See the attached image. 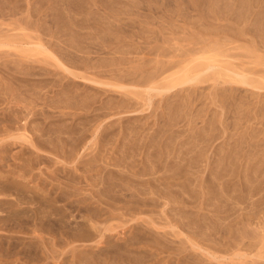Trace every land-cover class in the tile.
Here are the masks:
<instances>
[{
	"label": "rangeland",
	"instance_id": "1",
	"mask_svg": "<svg viewBox=\"0 0 264 264\" xmlns=\"http://www.w3.org/2000/svg\"><path fill=\"white\" fill-rule=\"evenodd\" d=\"M75 1H79L80 4L81 2H83V6H80V4ZM226 1L227 3L228 1H230L229 3H232V5L230 4L229 6V3L225 4ZM243 1L240 0V2H242V5H238L239 0H132L131 2L129 0H0V43L7 45L5 46L6 48H1L3 50L0 49V53L3 51L0 54V128H5H3L4 131L0 129V150L4 147L7 151L6 154L0 153V174L7 175L11 181L16 183L18 182L32 190V192L26 191L25 194H20L16 192L15 187L12 188V186L10 185L11 183L4 184L5 180H0V264H85L83 262V258L85 256L83 254L79 256V253L85 250H91L94 244L92 245V243L85 242L84 244L77 243L67 247L65 243V237L62 235L64 231L63 226L65 221L67 220L72 222L73 231L78 232V230L80 229L78 224L83 222V219L88 216L86 212H83V208L81 207L82 205L74 203L70 208L69 206H64L65 202L61 201L57 203L52 202L51 205L47 206L46 208L44 207L46 201L49 202V198H44L46 197L45 194L49 193L48 191H50L51 188L65 187V185H62L64 183L70 185L66 180V170L70 171L71 174L73 173L72 175L76 178L74 184L75 187H73L75 189L77 188L75 196L77 195V198L79 199L85 196L87 202H90L91 204L90 207H92L93 209H97L98 207H100V209L103 210L102 213H104L102 215V218L106 216L105 220L107 219V224L108 222L111 223L112 226H118L120 224V226H118L114 232H110V235L114 237L112 239L113 241L117 240L120 236L123 237V235L118 234L123 233L125 231V228L127 230L132 225L138 223L145 226H147L146 222L151 223V225L147 227L152 230L153 235L156 237L164 233H169L170 235L167 237L169 241H172V243L169 242L170 244H168V249H164L166 250V253L159 256L161 264L166 263V261L172 264H264V125H262V123L264 122V107L262 106L264 104V14H262L264 13V0ZM70 2L72 3V9H74V13H68L64 10L65 6L67 4L69 6ZM166 2H169V4ZM253 3H255L256 5ZM84 4H88V6L90 5L89 7L91 8L87 10L88 7L85 8ZM219 4L222 5L220 6ZM94 5L97 6V8ZM227 5L229 6V9L227 8L228 10H226ZM246 6H248L249 8ZM126 8H128V11ZM215 8L217 9L215 10ZM238 9L240 10L239 13ZM247 10L249 11L247 12ZM135 12H137L138 14ZM241 12L243 15L241 14ZM66 13L69 15L74 14L78 18L73 17L74 19L72 21L71 18H68L69 15H67ZM87 13L88 15H85ZM237 13L238 15L236 17ZM137 15L139 17H137ZM216 15L219 17H217ZM223 15L225 16L223 17ZM85 16L89 18L87 19ZM95 16H97V18L99 17V19L97 20ZM152 16L153 18H151ZM231 16H233V18ZM90 17L95 19L91 20ZM100 18L106 19H104L103 22L100 21ZM117 18H120V20ZM218 18L220 20H218ZM237 18L239 20H237ZM244 19L246 20L245 22ZM254 19L259 20L253 21ZM70 22L74 23V25L71 24L72 28L70 27V24H68ZM109 22H111V26L109 29H107L106 26ZM126 22H128V24L130 23L132 26L128 25ZM60 23H63L62 25L64 26L62 27ZM123 23L124 25H122ZM252 23L253 25H251ZM120 24L121 26L125 27L124 28L120 26L121 29L124 28V30H122L123 32L120 28H117ZM74 26H76L77 28ZM47 27L50 32L46 30ZM87 27L89 28L84 31V29H86ZM248 27L253 28L251 29ZM69 28L73 29L76 32V37L74 38H76V43L78 44L76 45L78 50L79 47L80 49H83L79 52L77 50L74 55L71 52L75 51L74 47L76 49V45L72 46L73 48H66L65 46V44L68 43L66 42V40H68L67 35L69 34L67 32H70ZM141 28L144 29V32L143 30H139ZM53 29L57 32L55 33L56 35H60L63 32V36H57V39H55L53 37V33L55 32L52 31ZM106 29L107 31L109 30V32H107ZM223 29L230 32L228 33L226 31H222ZM247 29L248 31H251L252 34L251 32L248 33ZM253 29L255 30V32ZM80 30L84 32H81ZM215 30H220V32L222 33H220L219 31L215 33ZM46 31H48L50 34ZM141 32L144 34V36ZM253 32L256 34H254ZM146 33L148 36H145ZM154 33L157 36H155ZM101 34L107 35L108 38L105 37L107 38V41L101 42V37H104V35ZM129 34L131 35L129 36ZM139 34H141V36ZM153 35L157 38H154ZM234 35L241 36V39H239V37L237 36L235 37ZM110 37L112 38L110 39ZM242 37L245 40H242ZM105 38H103V40H106ZM137 38H139V40H137ZM256 39L260 42H258ZM48 40L50 41L49 43H47ZM53 40L55 41L53 42ZM97 41L98 43H94ZM41 42L42 44H47L46 47H48V50L50 51V47H53V43L56 45L60 44L58 46L59 49L64 47L68 49V52L71 53L73 57L78 58H84L85 56H87L86 53L83 54L84 52L92 51V53H90L88 56L89 59H91L90 57L96 58L97 55V60L93 58L94 60L92 59L91 61L92 64L98 63V59L102 57L103 58L99 60V62L103 61V59H105L104 56H106V61L108 59H111V57L113 56L115 58L117 57V59H119L118 57L120 56V59L123 58V60L125 58L133 59L135 52L129 54V56H125V53L120 52V54L116 53L117 56L116 54L108 55L107 52H109L110 47H108L107 49L105 48L106 46L111 44H113L112 46H114V44L123 43V45H125L126 43H130L136 46H142V49L144 48L141 52H139V56L137 55V52L135 53L137 58L135 57V63L132 65H135L138 61L140 63L141 60L143 62V59L146 58L147 60L154 54L155 55L151 59L149 58L147 60L151 61L147 64L145 63V70L157 66L158 60L159 62L162 60L161 64L163 63V61L164 63H171L173 61L172 65L175 66L171 67L172 65L170 66L169 64L168 66L171 67V69L168 70L166 68L164 71H162V74L157 77L156 81H162L163 79L171 76H173V78L186 76L187 78L200 73L202 75H207L205 76V78L207 79L206 83L199 85L198 88L200 89L197 88L195 89L196 91L193 88V90L190 89L187 90V92L185 89V92L182 91L183 94L181 91H178V93L176 92L177 94L174 93L171 95V98L169 97L170 100L168 99L167 103L160 96H154L150 102L148 109L146 106V109L143 112L135 113L132 115L130 114L129 116L127 114H121L119 115V117L115 116L113 118L108 116V119L107 117H104L105 119H102V122H104L103 125L107 124L108 122H115L114 127L110 130L113 131V134L109 136L108 140V146L110 147H112L113 144L114 147L115 144L116 146H118V143H122L127 137L126 134H122L119 132L121 124L131 125L134 122H137V124H134L136 126H139L137 127L140 129V134L138 135V137L141 139L145 135L147 137L149 135H153L154 131H157V129L160 128L163 122L166 121V123H170L167 129L164 128L167 131L164 130L166 132L163 134V136L160 135L159 137L161 141L170 140V142L168 141L170 143L171 152L170 160L176 163L180 162L179 158H184L186 159V161L193 158L195 159V161L191 162L192 166L190 168L186 167V165L190 164L186 162L181 163V169H163V167H160L159 169H153L152 171L154 172V176L156 175L155 179H157L156 183H158L157 185L154 184V186H157L156 188L158 189V191L161 190L160 192L169 191V193L172 194V196H175L178 201L180 199L181 204H174L173 206L168 205L163 207L165 201L158 198L160 200L159 202V200L154 196V198L157 199L156 205L154 207L152 205H148V207L140 205L141 208L144 209H139V215L134 214L137 215L135 219H138V221L133 222L131 221V217L126 213V211H128V213L130 212L129 210H131V207L129 209V204H126L124 202L125 200H123L124 198H122L124 196L121 195L123 194V192L120 193L119 191H117L115 196H118L119 198L115 202H113L112 200L107 201L106 198H104L107 204L109 203L110 205L94 202L96 198L91 200L92 196L91 191L89 190L92 189L93 186L94 188H96L97 184V187L101 186L98 182L100 181V179H102V177H100L102 175L100 174V172L103 169H98L99 171L101 170L100 172L96 169L100 174L99 176L95 169H93V171L92 169H75L74 171V169H71L69 165H66L65 163L62 164V159L52 158V160L48 159V161H37L35 160L36 155L33 154L34 150H31V147L27 143H25L23 140L12 139L9 137L24 134L25 137L29 138L32 135L31 133H33V129L31 131L29 128L35 127L36 123L38 127L34 128V130L43 129V127H46L45 124H51L53 122L54 124H59V121L61 122L62 120L68 119L69 117H65L66 113L74 111L77 112V110L69 111V109H66V111H64L65 109L63 108H65V106L63 108L60 107L62 99H60L61 97H59V95L62 91V87L66 88L64 87V84L66 85L69 82V84L71 85L68 87V89L70 91H76L77 93H80V91L82 90L87 92L90 91L86 89L87 87L85 86H87V84L85 83L74 80L68 81L72 78H69V76H67V79V74H64L60 69L55 68L53 66L54 63L50 60V58H47L45 53L40 52V49L34 47L35 44ZM193 44L197 45L194 46ZM259 44L263 47V49ZM87 45L89 47V50H87ZM92 45H95V47ZM98 46L101 47L99 48ZM157 46L158 48L162 46L160 51L169 47L168 52L166 53L167 56L162 55V57L161 53L159 52V55L158 51L155 50V53L153 51V53H149L151 56L147 53V47L157 48ZM54 49L55 48H53L51 52L54 53ZM15 50H17V52ZM95 50H97L98 52ZM169 50L173 53H169ZM145 52L148 55H146ZM104 53L107 54L108 57L107 55H104ZM98 54L100 55L98 56ZM7 55H10L9 58ZM181 55L186 57H181ZM58 56L59 54L57 55V57ZM3 57L4 60L6 59L5 61L2 59ZM14 57L15 59H13ZM19 58L24 59L27 62H18ZM12 59L14 60V62H11ZM170 60L172 61L170 62ZM34 61H40L43 70L45 68L48 71V74L41 71L39 72V76V73L37 71L41 66L34 63ZM5 64L6 67L4 66ZM15 64H20V67L18 66L19 69L15 67ZM32 66L35 67V70L31 68ZM209 67V70L204 71ZM70 68L75 72H83V69L81 67L70 66ZM101 70L104 69L101 68ZM27 72H30L32 74L36 73V75H29L30 73L28 74ZM232 73L246 74L247 76H250L249 78L253 82L256 81V85L261 86V89L254 90V88L243 87L247 90L246 92V90L241 88L240 85H235L229 82L228 78L233 77ZM142 87H145V85H139V88ZM226 87L227 89L226 91L224 90V93L222 89H225ZM234 87L236 90L237 88H239V90H237L238 92L235 91ZM213 89L214 91H212ZM228 89L230 90V92ZM140 90L143 91L144 88ZM217 91L221 92V94L223 92L224 97L223 95L221 97H218L220 93H217ZM37 92H39L38 96L36 94ZM215 92L218 94L217 96ZM227 92H229V94ZM233 92L236 95H234ZM213 93L215 96L213 95ZM226 93L228 94V97L226 96ZM175 94L177 96H175ZM35 95L37 97H41V99H36ZM110 95L113 96L114 94ZM184 95H187L186 97L189 96V100L191 95V98L195 97L196 100L192 98V102H194V104L196 103L195 106L193 104V108H191L192 106L190 107L188 105L191 100H187ZM229 95H232L230 98L231 100L234 98V96L235 98H239L240 104L236 101L238 99L230 101ZM107 98L109 99V96ZM107 98L105 100H107ZM223 98L228 104L224 103L225 101L223 100ZM45 99H49L50 101H46ZM140 99L142 100V104H144L143 100L145 99V96H142V98ZM240 99L243 100L244 103ZM51 101L52 104L54 102L56 104L60 102V106L59 104L56 105L55 103V106L51 105ZM24 102L25 106H23ZM47 102H49L48 105L46 104ZM73 102V100L69 101V103ZM192 102L190 104H192ZM232 102H234V104H232ZM260 102H262L263 104H261ZM19 103H22V105H20ZM37 103H39L40 105H38ZM222 103H224L225 106ZM251 103H253L254 106ZM63 104L64 103H62V105ZM259 104H261L262 107ZM35 105L37 106L35 107ZM96 105L98 106L99 104ZM96 105L94 106L96 107ZM258 105L262 108L263 112L262 110H260V107ZM19 106L20 109H18ZM26 106L27 108H25ZM41 106L44 109L47 107L45 110L48 114L49 112L52 113L46 115L45 113H43L45 112V110L43 111L42 108H39ZM10 107L11 109H9ZM21 107H24L22 108L24 109L22 113L18 112V110H21ZM56 107H59L60 109ZM258 109L260 112H258ZM53 110L54 112L58 110L55 113L56 115L59 114L58 117H50L51 114H54ZM11 111H13L14 113L11 114ZM185 111H189V114L191 115H188L187 112L185 113ZM38 112L42 117H40ZM59 112H61L63 115L65 113V116L62 115V117L60 115L61 113ZM164 112L165 114L167 113L166 115L168 116L163 114ZM30 114H35V119L33 118L34 120L32 119L33 122L30 124L33 127L31 126L26 129L25 121L27 122L28 115L30 116H28L29 119L31 118ZM43 114L46 115V118L48 117L47 121L45 120L44 124L42 122V119L44 117ZM11 115L12 118H10ZM163 115H165L167 118L165 119ZM178 116L179 118L177 120ZM4 117L7 119H5ZM120 117L123 119L121 123L118 120ZM127 117L136 118L127 121ZM159 118H161V120H159ZM174 118L176 119L174 120ZM10 120L12 122H10ZM34 121L37 122L34 123ZM10 123L13 124L9 126ZM18 125H22L21 127L19 126L20 128L18 127V129L20 130L16 129V126ZM250 126L252 129L250 128ZM48 128L49 126L47 127V129ZM209 128L211 130H209ZM6 130L9 131L6 132ZM92 130L93 129L91 127L89 129L90 133L89 131L87 132L89 136H87L88 134L86 133V141L91 140V142H96L98 144L99 138L96 137L95 139H92L90 135ZM4 133L5 135H3ZM144 133L145 135H143ZM253 133H255L256 136L253 135ZM192 134H195L196 136H192ZM119 135L121 136V139H119ZM207 135H209V137H207ZM251 135L253 136V138L251 137ZM116 137H118V139H116ZM188 137L190 139H188ZM194 137L196 138V141L193 140ZM203 139L207 140H204L207 143L204 146V149L197 148V141H203ZM240 139L244 141L241 142ZM88 146H91V143H88ZM110 147L109 149H106L108 147H103L105 150L102 149V152L104 153L102 154L105 158L107 157L106 159H108V157L111 156L112 151L115 150L113 148L111 149ZM119 147H121V144L119 145ZM250 148L253 150H251ZM119 149L120 148H118L117 150ZM193 152L194 154L190 155ZM86 153H90V151H87ZM113 154L116 155L115 152ZM188 154L190 156H188ZM33 156H35L34 159H32ZM88 157L86 156L85 158ZM60 161L61 164L58 163ZM246 161H248V164H246ZM218 165L220 166V168ZM64 167H67V169H63ZM10 168L13 170V172L10 170ZM56 168L58 172L55 174L56 178H54L55 175H53L52 172L56 171ZM18 170L23 171L22 177H20L21 174L18 172ZM131 170H133L134 172H142L144 169ZM87 171L89 173V176L92 175L91 178H86L88 174ZM114 171H117V169H115ZM122 171H124V169ZM80 172L82 173L80 174ZM161 172H163V175L165 176L161 175ZM164 173H166L167 175ZM50 174L53 176H51ZM47 175L50 176L48 177ZM158 175H160V179L158 178ZM61 176L63 178H61ZM78 177L81 178L79 179ZM96 178L100 179L97 180ZM145 178L146 177H143L142 179L144 180ZM161 178L164 180H162ZM53 179L55 182L53 181ZM146 179H148V177ZM76 185L79 186V188L76 187ZM168 185L169 187H171L170 189ZM222 185H225L227 188L230 187L228 196L226 194L222 195L220 193L219 189H222ZM250 185L252 188L250 187ZM36 186L38 188L43 187V195L41 196L42 198H35L37 197V195H34L35 191L33 189L36 188ZM89 186H91V188ZM161 187L162 189L168 188L169 190L165 189L163 191ZM249 187L251 188V190ZM94 188L92 190L95 191L96 189ZM44 189L47 190L44 191ZM232 190H236L238 192H235V194L232 192ZM220 194L222 195V197ZM247 194L249 195V198H246ZM230 195L231 197H236L235 199L239 198V202L238 204H236L242 205L241 207L239 206V208L241 209H239L237 206V208L239 209L238 210L235 206V208L233 209L235 211H232L231 214H219V216L221 217L220 220H218L217 217L213 218L212 214L215 213L210 212V210L213 211V202H215L214 198H222L221 201H225L224 198L229 199ZM33 196L35 197L33 198ZM249 199L250 201L248 202ZM126 205H128L127 210L125 208ZM249 205H252V207L250 206V208ZM111 206L113 209L111 208ZM131 206L135 207L133 205ZM149 207L151 209L153 207V210L159 212H154L152 210L153 212L151 213V209L149 211L146 210L148 211V213L144 212V210L146 208L149 209ZM200 207L203 208L201 211L199 210ZM120 208H125V211ZM14 209H18V211L22 210L23 213L15 212ZM35 209H37L38 218H34L32 215ZM41 209L43 210L41 211ZM167 209H173L175 211L183 210L192 215H205L207 218L210 217L208 219V222L211 219L213 223L221 226H218V231H206L205 238L200 234L192 231L191 229H188L185 226L181 225V223H178L176 227L172 228L168 225L170 224L169 222L175 223L172 217L173 213L172 215L169 214L171 216L168 215L169 212L166 215L163 211H167ZM58 211H63L65 214V218L63 221H57L55 223V226L53 227H46L47 224L45 223V220L42 221L41 218H39L41 215H43V213L46 212L48 217L53 219L55 218L54 216ZM72 212L74 216L72 215ZM122 212L126 215H123ZM78 213L79 215H77ZM23 214H25L27 217H29L28 219H30L27 223H23L21 220L22 218L26 219L25 215ZM107 214H110L111 217H109L110 215ZM71 215L73 217H71ZM223 218H225V220H222ZM174 219H176V217H174ZM226 219L228 220L227 223ZM217 220L218 223L216 222ZM123 222L124 224H126L125 226L122 224ZM229 223L231 226L229 225ZM224 229H226L228 232ZM115 232L117 235L115 234ZM242 233L244 234L242 235ZM127 234L126 236L128 237L130 233L128 235ZM186 238L191 239L194 243L200 246L201 249L199 250L198 248H193L191 244L188 243ZM162 246L163 245H160V248ZM206 251L210 252V254ZM211 254H214V256H211ZM186 255H189L187 259ZM99 256L100 258L96 257L94 259L95 263L92 264H120V262H117L116 260H114V262L113 260L108 259V257L106 258V255L102 256L100 254Z\"/></svg>",
	"mask_w": 264,
	"mask_h": 264
},
{
	"label": "bare ground",
	"instance_id": "2",
	"mask_svg": "<svg viewBox=\"0 0 264 264\" xmlns=\"http://www.w3.org/2000/svg\"><path fill=\"white\" fill-rule=\"evenodd\" d=\"M64 1V0H63ZM74 1V0H73ZM125 1V0H124ZM130 2L132 0H129ZM220 1V0H219ZM243 1V0H242ZM61 2V1H59ZM77 3H79V1H75ZM163 2V1H162ZM218 2V1H217ZM230 1H228L229 3ZM256 2V1H254ZM63 3V2H62ZM61 3V4H62ZM83 2H81L80 6H83L82 4ZM115 3V1H114ZM134 3V1H133ZM169 4V2H166ZM205 3V1H204ZM223 3V2H222ZM227 3V1L225 2V4ZM227 3V4H228ZM239 3V4H238ZM237 4L240 5L242 2H238ZM263 3V2H262ZM217 4V3H216ZM230 4L232 5V3H229V6ZM243 4H244V1H243ZM255 4V3H253ZM85 5V8L90 9L91 7L88 6V4H84ZM140 5V4H139ZM167 5V4H166ZM188 5V4H187ZM212 5H215V4H212ZM220 5V4H219ZM222 5V4H221ZM220 5V6H221ZM242 5V4H241ZM248 5V4H247ZM256 5V4H255ZM254 5V6H255ZM95 6V5H94ZM118 6V5H117ZM169 6V5H168ZM189 6V5H188ZM227 5L226 7V10H228L229 7ZM249 6V5H248ZM246 6V7H248ZM2 7V6H1ZM97 8V6H95ZM163 7V6H162ZM5 8V7H4ZM64 8V7H63ZM72 3L70 2L69 3V6L68 4L65 6L64 10L66 12H70V13H74V9H72ZM150 8V7H149ZM218 8V7H217ZM215 8V10L217 9ZM228 8V9H227ZM249 8V7H248ZM260 8V7H259ZM95 9V8H94ZM127 11H128V8H126ZM221 9V8H220ZM240 9H241V6H240ZM247 9V8H246ZM245 9V10H246ZM4 10V9H3ZM93 10V9H92ZM150 10V9H149ZM205 10V9H204ZM203 10V11H204ZM101 11V10H100ZM237 11V10H236ZM249 10H247L248 12ZM220 12V11H219ZM240 12V10L238 9V13ZM243 12V11H242ZM241 12V14H242ZM246 12V11H245ZM254 12V11H253ZM137 13V12H135ZM235 13V12H233ZM238 13L236 14V17L238 15ZM67 14V13H66ZM138 14V13H137ZM215 14V13H214ZM218 14V13H216ZM247 14V13H246ZM245 14V15H246ZM264 14V13H262ZM38 15V14H37ZM69 15V14H67ZM74 15V14H73ZM72 14H70L68 16V18H71V20L73 21L74 18H76L77 16L74 15L73 16ZM85 15H88L85 14ZM122 15V14H121ZM243 15V14H242ZM244 15V16H245ZM41 16V15H39ZM91 16V15H90ZM93 16V15H92ZM147 16V15H145ZM217 16V15H216ZM225 15H223L224 17ZM74 17V18H73ZM86 17V16H85ZM97 18V16H95ZM137 17H139L137 15ZM211 17V16H210ZM219 17V16H217ZM233 18V16H231ZM239 17V16H238ZM248 17V16H247ZM261 17V15H260ZM264 17V16H263ZM65 18V17H64ZM78 18V17H77ZM81 18V17H79ZM87 18V17H86ZM89 18V17H88ZM87 18V19H88ZM91 20L92 19H95V18H92L90 17ZM150 18V17H149ZM153 18V16L151 17ZM245 18V17H244ZM256 18V17H255ZM259 18V17H258ZM86 19V20H87ZM99 19V17L97 18V20ZM101 19V18H100ZM103 19V18H102ZM100 20V21H103L104 22V18L103 20ZM113 19V18H112ZM116 19V18H114ZM120 20V18H117ZM147 19V18H146ZM231 19V18H230ZM260 19V18H259ZM259 19H254L253 21H257ZM138 20V19H137ZM218 20H220L218 18ZM237 20H239L237 18ZM236 20V21H237ZM55 21V20H54ZM68 21V20H67ZM65 21V22H67ZM96 21V20H95ZM246 20L244 19V22ZM112 22V21H111ZM109 22L107 24V29L110 28V23ZM260 22V21H259ZM64 23V22H63ZM62 23V24H63ZM128 24V22H126ZM125 23V24H126ZM165 23V22H164ZM254 23V22H253ZM253 23L251 25H253ZM53 24V23H52ZM51 24V25H52ZM61 24V23H60ZM61 24V25H62ZM65 24V23H64ZM70 24V27L72 28L71 24L74 25V23L70 22L68 23ZM89 24V23H88ZM87 24V25H88ZM135 24V23H134ZM163 24V23H162ZM246 24V23H244ZM243 24V25H244ZM90 25V24H89ZM113 25V24H112ZM124 25V23L122 24ZM130 26H132L130 23L128 24ZM64 25H62L63 27ZM114 26V25H113ZM121 24L119 25V27L117 28H120ZM126 26V25H125ZM259 26V25H258ZM54 27V26H53ZM76 27V26H74ZM73 27V28H74ZM80 27V26H79ZM78 27V28H79ZM121 27H124V26H121ZM128 27V26H127ZM135 27V26H134ZM133 27V28H134ZM241 27V26H240ZM69 28L70 32H67L69 35L68 36V40H66V43L65 46L66 48H73L72 46H75L77 43H76V32ZM77 28V27H76ZM89 27H87L86 29H84V31H86ZM125 28V27H124ZM124 28H120L121 31L124 30ZM131 28V27H130ZM132 28V29H133ZM248 28H251V27H248ZM253 28V27H252ZM251 28V29H252ZM260 28V27H259ZM55 29V28H54ZM52 30V31H55V30ZM62 29V28H61ZM92 29V28H91ZM106 29V31H107ZM147 29V28H146ZM145 29V30H146ZM221 29V28H220ZM228 29V28H227ZM255 29V27H254ZM253 29V30H254ZM48 30V27L47 29ZM126 30V29H125ZM131 30V29H130ZM139 30H143L144 32V29H139ZM49 31V30H48ZM46 31V32H48ZM81 32H84L82 30H80ZM96 31V30H95ZM94 31V32H95ZM138 31V30H137ZM220 32V30H215L214 32L217 33V32ZM222 31H226V32H230V31H227V30H222ZM50 32V31H49ZM48 32V33H49ZM109 32V30L107 31ZM123 32V31H122ZM127 32V31H126ZM207 32V30H206ZM213 32V31H212ZM247 32H251V31H248L247 29ZM255 32V30H254ZM253 32V33H254ZM53 33V32H52ZM51 33V34H52ZM55 33H57L56 31L53 33V37L55 39H57V36H63V32L60 34V35H56ZM92 33V32H91ZM142 33V32H141ZM149 33V32H148ZM157 33V31H156ZM222 33V32H220ZM219 33V34H220ZM224 33V32H223ZM50 34V33H49ZM225 34V33H224ZM232 34V33H231ZM234 34V33H233ZM252 34V32H251ZM256 34V33H254ZM56 35V36H55ZM73 35V36H72ZM101 35H104V34H101ZM131 34H129L130 36ZM134 35V34H133ZM141 36V34H139ZM142 35L144 36V34L142 33ZM147 35V33L145 34V36ZM155 35V33H154ZM153 35V36H154ZM223 35V34H222ZM100 36V35H99ZM113 36V34H112ZM148 36V35H147ZM157 36V35H155ZM154 38H157L155 37ZM231 36V35H230ZM235 36V35H234ZM237 37H239V39H241L240 37L241 36H238L236 35ZM235 36V37H236ZM101 37V36H100ZM107 35H104V37H101L100 39L102 40L101 42H104V41H107ZM264 37V35H263ZM73 38V39H72ZM103 38H105L106 40H103ZM112 37H110L111 39ZM114 38V37H113ZM136 38V36H135ZM153 38V39H154ZM245 38V37H244ZM258 38V37H256ZM53 39V38H52ZM151 39V40H153ZM113 40V39H112ZM134 40V39H133ZM137 40H139V38H137ZM147 40V39H146ZM158 40V39H157ZM156 40V41H157ZM224 40V39H223ZM242 40H245L243 39L242 37ZM257 40V39H256ZM55 40H53L54 42ZM59 41V40H58ZM61 41V39H60ZM144 41V40H143ZM155 41V40H153ZM160 41V40H159ZM228 41V40H227ZM258 42H260L259 40H257ZM50 41L48 40L47 43H49ZM140 42V41H139ZM162 42V41H161ZM255 42V41H254ZM94 43H98L97 42H94ZM144 43V42H143ZM93 44V43H92ZM142 44V43H141ZM47 45V44H46ZM45 44H42L41 43H37L35 44L34 47H37L38 49H40L41 51L40 52H43L45 53L46 57L47 58H50V60L54 63V67L55 68H58L60 69L64 74H67V76H69V78H72L68 81H71V80H74V81H79V82H82V83H85L87 84V87L86 89L90 90V91H80V93H77L76 91H70L68 89V87L71 85L69 84V82L65 85L64 84V87L66 88H63L62 87V91L60 92V95L59 97H61L60 99H62V102H61V106H60V102H58L56 105L59 104L60 107H64L63 109H65L64 111H66V109H69V111H74V110H77L74 111V112H70V113H66V116H65V113L64 115L61 113L60 115L62 116H65V117H69L68 119L66 120H62L61 122L59 121V124H54L51 123V124H45L46 127H43V129H37V130H34V128H37L38 126L35 124V127H33L32 125H30L33 120L35 119V114H30L31 115V118L29 119V117L27 116V122L25 121V128L28 129L29 127H33V128H29L31 131L33 129V133H31V137L27 138L24 136V134L22 135H17V136H9L10 138L12 139H20V140H23L25 143H27L30 147H31V150L33 149V154L36 155L33 156L32 159H34L35 157V160L37 161H41V160H47L50 159L52 160V158H56V159H62V164L65 163L66 165H69V167H71V169H95V171H97L98 169H103L100 174H102L100 176L99 172L97 171V173L99 174L100 177H102V179H100V181L98 182L101 186L100 187H97L96 185V188H94L93 186L92 189H96L95 191L90 189L89 191H91V200L96 198L94 200V202H97V203H102V204H105V205H110L109 203L107 204V202L104 200V198H106L107 201H110L112 200L113 202H115L116 200H118V196H115V194L117 193V191H119L120 193L123 192V194H121L122 198H124L123 200H125L124 202L126 204H129V209L131 207V210H129L130 212L128 213V211H126V213L128 214V216L131 217V221L135 222V221H138V219H135V217L137 215H134V214H138L139 215V209H144V208H141V206H145V207H148V205H152L153 207L156 205V201L158 198L162 199L163 201H165L164 206H173L174 204H181L180 203V199L179 201L176 199L175 196H172V194L169 193V191H166V192H160L158 191V189L154 186L157 185L158 183L157 182V179H155V176H154V172L152 171L153 169H159L160 167H163V169H181V166L182 164L181 163H190L188 165H186L187 168H190L192 166V163L193 161H195V159L191 158L189 159L188 161H186V159L184 158H179L180 162H172L170 160V140H167V141H161L159 139L160 135L163 136V134L167 131V127L169 126L170 123H166L163 122V126L161 125L159 129H157V131H154V134L153 135H149L148 137L145 135V133L143 135H145L144 137H142L141 139L138 137V135L140 134V129L137 128L139 126H136L135 124H137V122L133 125H124V124H121V127H120V130L119 132L122 133V134H126L127 137L126 139L122 142V143H118V146H116L115 144V147H114V144L112 147L108 146L109 145V136L113 134V131H110L111 128L114 127V124L115 122H108L107 124L103 125L104 122H102V119H105L104 117H107V119L109 117L113 118L115 116L119 117V115L121 114H127L128 116L131 114H135V113H140V112H143L147 106V109L150 105V102L152 100V98L154 96H160L161 98H163L164 101H166L167 103V100L171 98V95L174 94V93H178V91H184L185 92V89H186V92L187 90H190V89H197L199 85H202L204 83H206V78L205 76L207 75H202L201 73L200 74H197V75H194V76H191V77H187L186 76H183V77H179V78H173V76L171 77H167L165 79H163L162 81H156L157 77L162 74V71H164L166 68L168 70L171 69V67L175 66V65H172L173 61L170 60L171 63H163L161 64L162 60L159 62V65H158V62H157V66L155 67H152V68H148V69H144L145 67V63H149L151 60L147 61L149 58L151 59L153 56H151L150 54L155 51H158V53L160 52L161 53V56H167V52H168V48L167 49H162L161 50V47L158 48H152V47H147V50H148V54L151 56L148 58L147 56V60L146 58L143 59V62L141 60V62L139 63V61L135 64V65H132L135 63V60L137 57L135 55V53L137 52V55L139 56V52H141L143 49H142V46H136V45H133V44H130V43H126L125 45H123V43L121 44H114V46H112L113 44L111 45H108L106 46L105 48L107 49L108 47H110L109 49V52L108 55H115L116 53L117 54H120V53H125V56H129V54L134 53V58L131 59V58H125L123 60V58L120 59V56L118 57L119 59H117V57L115 58L114 56L111 57V59H108L106 61V56L105 59H103V61H100L102 58H99L98 59V63H95L96 64H92V59H96L97 60V55H96V58L95 57H90L91 59L88 58L89 54L92 53V51L88 52H84L83 54H87V56H85L84 58L81 57V58H78V57H73L74 53H76V51L78 50L77 48V45H76V49L74 47V52H71L73 53V55L71 53L68 52V49L62 47V48H58V46L60 45H56L53 43V47L49 46L51 48V51L53 48H55L53 52H51L50 50H48V47H46ZM96 45V44H95ZM95 45H92L95 47ZM100 45V43H99ZM144 45V44H143ZM194 45V44H193ZM197 45V44H195ZM194 45V46H195ZM260 45V44H259ZM7 45H4V44H1L0 43V49L5 47ZM33 46V45H32ZM105 46V45H104ZM103 46V47H104ZM255 46V45H254ZM261 46V45H260ZM10 47V46H8ZM99 47V46H98ZM101 47V46H100ZM99 47V48H100ZM262 47V46H261ZM6 48V47H5ZM4 48V49H5ZM92 48V47H91ZM165 48V47H164ZM246 49V48H245ZM263 49V47H262ZM3 50V49H1ZM21 50V49H20ZM70 50V49H69ZM72 50V49H71ZM83 50V49H80L79 47V50ZM87 50H89V47L87 45ZM17 52V50H15ZM25 51V49H24ZM97 51V50H95ZM153 51V52H152ZM170 51V50H169ZM188 51V50H186ZM185 51V53H186ZM192 51V50H191ZM200 51V50H199ZM250 51V50H248ZM3 52V51H2ZM1 52V53H2ZM77 52V53H78ZM98 52V51H97ZM100 52V51H99ZM120 52V53H119ZM190 52V51H189ZM188 52V53H189ZM194 52V51H193ZM0 53V54H1ZM146 52L145 54L148 55ZM155 53V52H154ZM159 53V55H160ZM169 53H173V52H169ZM184 53V52H183ZM181 53V54H183ZM59 54V56L57 57V55ZM96 54V53H95ZM116 54V56H117ZM76 55V54H75ZM100 54H98L99 56ZM104 55H107L104 53ZM107 55V57H108ZM8 56V55H7ZM10 56V55H9ZM8 56V58H9ZM124 56V57H125ZM145 56V55H143ZM142 56V57H143ZM158 56V54H157ZM162 56V57H163ZM180 56V55H179ZM123 57V56H121ZM136 57V58H135ZM141 57V58H142ZM181 57H186V56H182ZM7 58V59H8ZM18 58V57H17ZM16 58V59H17ZM144 58V57H143ZM4 60V57L2 58ZM15 59V57L13 58ZM11 60V62L14 60ZM20 59V60H19ZM18 59V62L20 61L21 63H24V62H27L26 60L24 59H21L19 58ZM93 59V60H94ZM160 59V58H158ZM2 60V61H3ZM6 60V59H5ZM4 60V61H5ZM146 60V62H145ZM168 60V59H167ZM3 61V62H4ZM2 62V64H3ZM7 62V61H6ZM9 62V61H8ZM29 63V61H28ZM33 63V62H32ZM34 63H36L37 65L39 64L41 66V62L40 61H34ZM153 63V62H152ZM151 63V64H152ZM180 63V61H179ZM1 64V63H0ZM8 64V63H7ZM17 64V63H16ZM15 64V65H16ZM150 64V65H151ZM170 64L171 67H169L168 65ZM20 65V64H19ZM19 65H16L15 67L18 68ZM22 65V64H21ZM6 67V64L4 65ZM70 66L72 67H81L83 69V72H75L73 70H71ZM9 67V66H8ZM20 67V66H19ZM147 67V65H146ZM169 67V68H168ZM15 68V69H16ZM32 69H34L35 67L32 66L31 67ZM104 69V70H101ZM19 69V68H18ZM144 69V70H143ZM209 68L205 69L204 71H207L209 70ZM35 70V69H34ZM167 70V71H168ZM44 72L46 74H48V71L44 68L43 70V67L41 66L39 68V70L37 71L38 73L39 72ZM249 71V70H247ZM28 74L30 72H27ZM50 73V72H49ZM27 74V75H28ZM32 73H30L29 75H31ZM34 75H36V73H33ZM32 74V75H33ZM39 76H40V73H39ZM55 76V75H54ZM232 76L233 77H229V82L230 83H233V84H237V85H240L241 88L245 87V88H254V90L256 89H261V86L259 85H256V81L253 82L249 77L250 76H247L246 74H237V73H232ZM252 78V76H251ZM254 78V77H253ZM65 79V77H64ZM68 79V77H67ZM66 79V80H67ZM261 81V80H260ZM84 84V85H85ZM145 85V87H142L144 88V90H140L142 88H139V85L142 86ZM73 85V84H72ZM226 85V84H225ZM55 87V86H54ZM236 87V86H235ZM234 87V89H235ZM61 88V87H60ZM59 88V89H60ZM202 88V87H201ZM232 88V87H231ZM240 88V89H241ZM243 88V89H245ZM192 89V90H193ZM200 89V88H198ZM215 89V88H214ZM214 89L212 91H214ZM227 87L225 89H222V91H226ZM229 90V89H228ZM237 90H239V88H237ZM235 89V91H237ZM246 90V89H245ZM196 91V90H195ZM224 91V93H225ZM259 91V90H258ZM263 91V90H262ZM3 92V91H2ZM219 91H217L218 93ZM230 92V90H229ZM229 92H227L229 94ZM238 92V91H237ZM247 92V90H246ZM176 93V94H177ZM189 93V92H188ZM193 93V92H192ZM216 93V92H215ZM216 93V96L218 95ZM220 95H218V97H221L223 95V92L221 94V92H219ZM226 93V94H227ZM232 93V92H231ZM37 96L39 95V92L36 93ZM46 94V93H45ZM110 94H114L113 96H111ZM145 94V95H144ZM175 94V96H177ZM180 94V92H179ZM183 94V92H182ZM212 94V92H211ZM225 94V95H226ZM228 94L226 95L228 97ZM234 94V92H233ZM232 94V95H233ZM260 94V93H259ZM188 95V94H187ZM187 95H184L185 98L187 100H189V96L186 97ZM214 95V93H213ZM232 95H229V100L232 101V100H235V99H238L236 100L237 103L239 102L240 104V101H239V98H234L231 100V96ZM236 95V94H234ZM35 95V98L36 99H41V97H37ZM46 96V95H45ZM109 96V99L107 98ZM142 96H145V99L143 100L144 104H142V100L140 98H142ZM192 96V95H191ZM190 96V100L192 102V98L195 99V97H192L191 98ZM215 96V95H214ZM225 96V97H226ZM260 96V95H258ZM170 97V98H169ZM173 97V96H172ZM224 97V95H223ZM226 97V98H227ZM255 97V96H254ZM52 98V97H50ZM107 98V100H105ZM216 98V97H215ZM225 98V99H226ZM141 100V101H138V100ZM184 99V100H186ZM27 100V99H26ZM46 100V99H45ZM44 100V102H45ZM55 100V99H54ZM53 100V101H54ZM59 100V99H58ZM74 101L73 103H69V101ZM181 100V99H180ZM189 100V101H190ZM196 100V99H195ZM193 100V101H195ZM222 100V98H221ZM224 100V98H223ZM241 100V99H240ZM31 101V100H30ZM46 101H50L49 99L46 100ZM57 101V100H56ZM218 101H219V98H218ZM225 101V100H224ZM228 101V100H227ZM243 101V100H241ZM43 102V103H44ZM179 102V101H178ZM183 102V101H182ZM186 102V101H185ZM191 102H189V106L191 108H193L196 103L194 104V102H192V104H190ZM223 102V101H222ZM254 102V101H253ZM49 102H47L46 104L48 105ZM54 103L52 104V101H51V105L55 106ZM62 103H64L62 105ZM225 104H228L226 103V101L224 102ZM222 103L224 106L225 104ZM242 103V102H241ZM244 103V101H243ZM256 103V102H255ZM261 104H263L262 102H260ZM20 105H22V103H19ZM25 102L23 103V106ZM38 105H40L39 103H37ZM96 104H99L98 106ZM187 104V103H186ZM194 104V106H193ZM232 104H234V102H232ZM250 104V103H249ZM253 104V103H251ZM261 104H259L261 106ZM30 105V104H28ZM34 105V104H33ZM44 105V104H43ZM96 105V107L94 106ZM165 105V104H164ZM237 105V104H236ZM235 105V106H236ZM258 105V106H259ZM15 106V105H14ZM37 105H35L36 107ZM182 106V105H181ZM254 106V104H253ZM259 106V107H260ZM264 107V104L262 105ZM261 106V107H262ZM44 107V106H43ZM189 107V109H190ZM234 107V105H233ZM260 107V110H262V108ZM24 107H21V110H18V112L22 113L24 109H22ZM27 108V106L25 107ZM39 108H42L39 107ZM37 108V109H39ZM47 108V107H46ZM45 108V109H46ZM58 109H60L59 107H56ZM183 108V107H182ZM187 108V107H186ZM253 108V107H252ZM256 108V106H255ZM11 109V107L9 108ZM14 109V108H13ZM20 109V106L19 108ZM43 111L45 110L44 108H42ZM52 109V107H51ZM55 109V108H53ZM61 109V110H63ZM180 109V108H179ZM184 109V108H183ZM187 109V110H189ZM32 110V109H31ZM29 110V111H31ZM192 110V109H191ZM253 110V109H252ZM58 111V110H57ZM53 110L54 114L57 112ZM63 111V112H64ZM166 111V109H165ZM181 111V110H179ZM183 111V110H182ZM247 111V110H246ZM37 112V111H36ZM40 112V111H39ZM38 112V114L41 116V114ZM49 112V111H48ZM170 112V111H169ZM187 111H185L186 113ZM250 112V111H249ZM248 112V113H249ZM258 112L259 109H258ZM263 112V110H262ZM14 113L13 111H11V114ZM45 113L46 115H49L50 113L52 112H49V114L47 113V111L45 110ZM183 113V112H182ZM25 114V113H24ZM29 114V113H28ZM43 114V119H42V122L43 124L45 123V120L47 121V118L45 117L46 115ZM50 115L51 116H56L58 117L59 114H55V115ZM165 114V112L163 113ZM167 114V113H166ZM165 114V115H166ZM181 114V113H180ZM188 115H191L189 114V111L187 112ZM250 114V113H249ZM6 115V114H5ZM14 115V114H13ZM163 115L165 117V119L167 118L166 116L168 115ZM178 115V114H177ZM176 115V116H177ZM25 116V115H24ZM62 116V117H63ZM109 116V117H108ZM174 116V115H173ZM2 117V116H1ZM8 117V116H7ZM49 117V118H50ZM60 117V116H59ZM103 117V118H101ZM5 118V117H4ZM12 118V115L11 117ZM34 118V119H33ZM136 118V117H135ZM135 118H130V117H127V121H130L131 119H135ZM179 116L177 117V120H178ZM3 119V118H2ZM7 119V118H5ZM4 119V120H5ZM9 119V118H8ZM15 119V118H14ZM17 119V118H16ZM26 119V118H25ZM33 119V120H32ZM176 118H174L175 120ZM49 120V119H48ZM119 122L121 123V121L123 120L121 117L118 119ZM159 120H161V118H159ZM163 120V118H162ZM7 121V120H6ZM108 121V120H106ZM105 121V122H106ZM250 121V120H249ZM248 121V122H249ZM10 122H12L10 120ZM19 122V121H17ZM24 122V121H23ZM37 122V121H34V123ZM50 122V121H49ZM160 122V121H159ZM158 122V124H159ZM169 122V121H168ZM177 122V121H176ZM237 122V121H236ZM7 123V122H6ZM33 123V124H34ZM118 123V122H117ZM165 123V124H164ZM220 123V122H219ZM238 123V122H237ZM250 123V122H249ZM9 124V123H8ZM13 123H10L9 126H11ZM23 124V125H24ZM42 124V125H43ZM54 124V125H53ZM161 124V123H160ZM7 125V124H6ZM30 125V126H29ZM142 125V124H141ZM157 125V124H156ZM262 125H264V122L262 123ZM5 126V125H4ZM20 125L16 126L18 129ZM22 126V125H21ZM20 126V127H21ZM28 126V127H26ZM44 126V125H43ZM49 126V128L47 129V127ZM210 126V125H209ZM224 126V125H223ZM237 126V124H236ZM252 126V125H251ZM250 126V128H251ZM14 127V126H13ZM12 127V128H13ZM19 127V128H20ZM92 127V131H91V137L92 139L94 138H99V143L97 144L96 142H91L90 141H86V133L89 131V129ZM145 127V126H144ZM157 127V126H156ZM4 128V127H3ZM1 129L4 131V129ZM40 128V127H39ZM166 128V129H164ZM225 128V127H224ZM7 129V127H6ZM252 129V128H251ZM12 130V129H10ZM15 130V129H13ZM20 130V129H18ZM25 130V129H24ZM166 130V131H164ZM209 130H211L209 128ZM254 130V129H253ZM2 131V132H3ZM9 131V130H8ZM6 130V132H8ZM99 132V133H98ZM118 132V133H119ZM210 132V131H209ZM255 132V131H254ZM90 133V131H89ZM98 133V134H97ZM222 133V131H221ZM252 133V132H251ZM88 134V133H87ZM214 134V133H213ZM5 135V133L3 134ZM142 135V134H141ZM142 135V136H143ZM250 135V134H249ZM253 135L256 136L255 133H253ZM89 136V134L87 135ZM120 136V135H119ZM192 136H196L195 134ZM254 136V137H255ZM141 137V136H140ZM207 137H209V135H207ZM244 137V136H243ZM242 137V138H243ZM251 137L253 138V136L251 135ZM176 138V136H175ZM249 138V137H248ZM116 139H118V137H116ZM121 139V136L120 138ZM188 139H190L188 137ZM196 138L194 137L193 140H195ZM206 139H203L202 140H198L197 141V144H198V147L199 149H204V146L207 144L206 141H204ZM212 140V139H211ZM241 140V139H240ZM169 141V142H168ZM173 141V140H172ZM196 141V140H195ZM239 141V140H238ZM244 141V140H241V142ZM90 144L91 143V146H88V143ZM116 142V140H115ZM246 142V141H245ZM236 143V142H235ZM11 144V143H10ZM15 144V143H13ZM121 144V147H119V145ZM244 144V143H243ZM250 144V142H249ZM190 145V144H189ZM242 145V143H241ZM247 145V144H246ZM94 146V148H93ZM179 146V145H178ZM186 146V145H185ZM184 146V147H185ZM106 149H109V147L112 149H115L112 151V154L110 157H108V159H106L104 157V153L102 152L104 148ZM120 148L119 150H117L118 148ZM247 147V146H246ZM257 147V146H256ZM183 148V146H182ZM30 149V148H29ZM251 149V148H250ZM105 150V149H104ZM196 150V149H195ZM222 150V149H221ZM253 150V149H251ZM250 150V151H251ZM87 151H90V153H86ZM96 151V152H95ZM6 149L3 147L1 150H0V153L1 154H6ZM94 152V153H93ZM115 152L116 155H114L113 153ZM180 152V150H179ZM252 152V151H251ZM255 152V151H254ZM103 153V154H102ZM177 153V152H176ZM189 153V152H188ZM194 152L190 155H193ZM248 154V152H247ZM44 155V156H43ZM179 155V154H177ZM188 154V156H190ZM88 157V158H85V157ZM108 156V155H107ZM32 157V156H31ZM113 157V158H112ZM176 157V155H175ZM30 159V158H29ZM31 159V160H32ZM61 161L58 162L61 164ZM33 162V161H32ZM31 162V163H32ZM50 162V161H49ZM221 162V160H220ZM248 164V161H246ZM218 163V162H216ZM230 164V163H229ZM246 164H245V167H246ZM32 165V164H31ZM53 166V165H52ZM219 166V165H218ZM185 167V166H184ZM257 167V166H256ZM62 168V167H60ZM186 168V169H187ZM220 168V166H219ZM1 169V168H0ZM14 169V168H13ZM63 169H67V167H64ZM97 169V170H96ZM106 169H117V171H114V170H106ZM121 169V170H119ZM124 169V171H122ZM126 169V170H125ZM131 169H144L142 172L141 171H138V172H134L133 170ZM197 169V168H196ZM218 169V168H216ZM246 169V168H245ZM9 170V169H8ZM8 170H5V171H8ZM10 170L13 172V170L10 168ZM22 170H25V169H22ZM22 170H18V172L21 174H18L20 175V177H22ZM55 170V169H54ZM3 171V170H1ZM80 171V170H79ZM164 171V170H163ZM173 171V170H172ZM52 172V171H50ZM58 172L57 168H56V171H53V175H55L56 173ZM63 173V172H62ZM82 172H80L81 174ZM86 173V172H85ZM88 173V171H87ZM86 173V174H87ZM163 175V172H161ZM13 174V173H12ZM25 174V173H24ZM66 174V180L68 181V183L70 185H67L64 183L62 185H65V187H57V188H51L50 191H48L49 193L45 194L46 197L44 198H49V202L46 201V204H44V207L46 208L47 206L51 205L52 202L53 203H57V202H65L64 206H69L71 208V206L74 204V203H78V204H81L82 206V210L83 212H86L88 216H86V218L83 219V222L79 223L78 226L80 227V231L78 230L77 231H73V228H72V222L70 221H65L64 223V231L62 233V235L65 237V243H66V246H71V245H74V244H84L85 242H89V243H92V245L94 244V246L92 247L91 250H85L81 253H79V256L81 254H83L85 257L83 258V262L85 264H92V263H95L94 262V259L96 257L100 258V254L102 256H105L106 258L108 257V259H111V260H116L117 262H120V264H161L160 263V259H159V256L161 254H164L166 253V250L164 249H168V244L172 243V241H169L168 237L170 234L169 233H164V234H161V235H158L157 237L153 235L152 233V230L147 227L149 225H151V223H147V226L145 225H142V224H134L132 225L130 228H128L126 230L125 228V231L123 233H119L118 235H123V237H119L117 240L113 241L112 239L114 238L112 235H110V232H114L115 229H117L118 226H120V224L118 226H112L111 223L108 222L107 224V219L105 220V217L102 218V215L104 213H102V209H100V207H98L97 209H93L90 204V202H87L86 200V197L83 196L82 198H77V195L75 196V193H76V189L73 188L75 187V177L71 174L70 171H67L65 172ZM93 174V173H92ZM96 174V173H94ZM97 174V175H98ZM166 174V173H164ZM171 174V173H170ZM51 175V174H50ZM49 175V176H50ZM51 175V176H53ZM79 175V174H78ZM167 175V174H166ZM172 175V174H171ZM48 176V175H47ZM48 176V177H49ZM80 176V175H79ZM92 176V175H91ZM89 176V173L87 174L86 178L90 177ZM165 176V175H163ZM161 176V177H163ZM230 176V175H228ZM83 177V176H82ZM85 177V176H84ZM98 177V176H97ZM143 177H148V179H142ZM56 178V175L55 177ZM61 178H63L61 176ZM79 178V177H78ZM81 178V177H80ZM79 178V179H80ZM95 178V177H94ZM158 178L160 179V175H158ZM78 179V180H79ZM85 179V178H84ZM97 179V178H96ZM97 179V180H99ZM162 179V178H161ZM177 179V178H176ZM0 180H5L4 181H1V182H4V184H8V183H11L10 185L12 186V188L15 187V190L17 193H20V194H25L26 191H31V189H29L27 186L25 185H22L20 183H16V182H13L9 179V177L7 175H4V174H0ZM89 180V179H87ZM95 180V179H94ZM164 180V179H162ZM217 180V179H216ZM54 181V179H53ZM57 181V179H56ZM81 181V180H80ZM160 181V180H159ZM55 182V181H54ZM87 182V181H86ZM94 182V181H93ZM97 182V181H96ZM101 182V183H100ZM155 182V183H154ZM171 182V181H170ZM61 183V182H60ZM67 183V182H66ZM89 183V181H88ZM92 183V182H91ZM81 184V183H80ZM85 184V183H84ZM251 184V183H250ZM54 185V184H53ZM72 185V186H71ZM74 185V186H73ZM252 185V184H251ZM250 185V187H251ZM83 186V185H82ZM87 186V184H86ZM91 186H89L91 188ZM222 189H219L220 193L223 195V194H226L227 196L229 195V188H227L225 185H222ZM258 186V185H257ZM76 187L79 188V186L76 185ZM159 187V185H158ZM169 187V185H168ZM248 187V185H247ZM249 187V188H250ZM43 188V187H42ZM42 188H38L36 186V188H34L33 190L35 191L34 195L36 194L37 197L33 196V198H42L41 196L43 195L42 193ZM49 188V187H48ZM171 187H169L170 189ZM219 188V187H218ZM248 188V190H249ZM252 188V187H251ZM250 188V190H251ZM83 189H87V188H83ZM157 189V190H156ZM160 189V187H159ZM162 189V187H161ZM166 190H169L168 188H165ZM164 188L162 189L163 191L165 190ZM47 190V189H44V191ZM53 191V192H52ZM15 192V193H16ZM233 193L235 192H238L236 190H232ZM251 192V191H250ZM249 192V193H250ZM90 193V192H89ZM248 193V194H249ZM181 194V193H180ZM220 194V195H221ZM236 194V193H235ZM247 194L246 198H249V195ZM52 195V196H50ZM183 195V193H182ZM221 195V197H222ZM258 195V194H257ZM154 196L157 198H154ZM220 197V196H219ZM76 198V199H74ZM224 198V196H223ZM236 197H231V195L229 196V199H225V201H221V199H217V198H214V201L213 202V211L210 210V212H213L215 214H212L213 218L217 217L218 220L221 219V217L219 216V214H226L228 215L229 213L231 214L232 211H235L233 210L236 206V209L239 208V206L241 207L242 205H237L238 202H239V198L238 199H235ZM103 199V200H101ZM159 200V199H158ZM42 201V200H41ZM103 201V202H101ZM247 201V200H245ZM250 201V199L248 200V202ZM92 202V201H91ZM105 202V203H104ZM160 202V200H159ZM182 202V201H181ZM235 202V203H234ZM39 203V202H38ZM219 203V204H217ZM237 203V204H236ZM247 203V202H246ZM59 204V203H58ZM135 206V207H132L131 205ZM236 204V205H235ZM248 204V203H247ZM141 205V206H140ZM233 205V206H232ZM80 206V205H79ZM97 206V205H96ZM128 205H126V210L128 209L127 208ZM162 206V205H161ZM180 206V205H179ZM238 206V208H237ZM248 206V205H247ZM252 207V205H249V207ZM68 207V208H69ZM153 207L152 209L149 207V209H145L144 212H147L150 210V212L152 213L153 211L154 212H159V211H156V210H153ZM250 207V208H251ZM65 208V207H64ZM112 208V206H111ZM125 208H120L122 210L125 211ZM138 208V209H137ZM162 208V207H161ZM166 208V207H165ZM186 208V207H185ZM207 208V207H206ZM212 208V207H211ZM113 209V208H112ZM117 209V208H116ZM119 209V208H118ZM180 209V208H179ZM203 208H199V210L201 211ZM241 209V208H239ZM238 209V210H239ZM246 209V207H245ZM43 209H41L42 211ZM68 210V209H67ZM72 210V209H71ZM70 210V211H71ZM148 210V211H146ZM153 210V211H152ZM178 210V209H177ZM186 210V209H185ZM207 210V209H206ZM15 212H19V213H23L22 210H19L18 209H14ZM138 211V212H136ZM13 212V211H12ZM14 212V213H15ZM40 212V211H39ZM75 212V211H74ZM77 212V211H76ZM107 212V211H106ZM143 212V213H144ZM161 212V210H160ZM165 212V214L168 215L173 213L172 217H173V221H175V223L173 222H169L170 224L168 225L169 227H176V225L178 223H181V225L185 226L186 228L188 229H191L192 231L200 234L202 237L205 238L206 236V231H215L217 230L218 226H221V225H218L216 223H213L210 219V221L208 222V219L210 218H207L205 215L201 216V215H192L188 212H185L183 210H178V211H175L173 209H167V211H163ZM31 213V212H30ZM71 213V212H70ZM109 213V212H108ZM204 213V212H203ZM122 214L124 215L125 213L122 212ZM25 215V214H23ZM29 215V214H28ZM33 217L34 218H38V215H37V209L34 210L33 212ZM72 215L74 216L73 212H72ZM71 215V217H73ZM79 215V213L77 214ZM107 215H110V214H107ZM126 215V214H125ZM165 215V216H166ZM169 215V216H171ZM7 216V215H6ZM16 216V215H15ZM219 216V217H218ZM26 219L22 218V222L23 223H27L30 219H28L29 217H27L25 215ZM55 218H49L47 213H43V215H41L39 218H41V220H45V223L47 224L46 227H53L55 226V223L57 221H63L64 218H65V214L63 211H58L55 216ZM76 217V216H75ZM111 217V215L109 216ZM174 217H176V219H174ZM102 218V219H101ZM227 218V217H225ZM225 218H223L222 220H225ZM69 219V218H68ZM229 219V218H228ZM154 220V219H153ZM215 220V219H214ZM218 220L216 221L218 223ZM227 220V219H226ZM232 220V219H231ZM119 221H120V217H119ZM172 221V220H170ZM68 222V223H67ZM70 222V223H69ZM228 222V220L226 221V223ZM231 222V221H230ZM137 223V222H136ZM124 226L126 224H124V222L122 223ZM225 224V223H224ZM223 225V224H222ZM230 225V223H229ZM228 225V226H229ZM224 226V225H223ZM222 226V227H223ZM231 226V225H230ZM227 228V227H225ZM196 229V230H195ZM69 230V231H67ZM223 230V229H222ZM226 230V229H224ZM230 230V229H228ZM218 231V230H217ZM227 231V230H226ZM108 234H107V233ZM122 232V230H121ZM130 233V235L127 237L126 234L127 233ZM228 232V231H227ZM245 232V231H244ZM128 233V234H129ZM159 233V232H157ZM156 233V235H157ZM111 234H114V233H111ZM116 234V232H115ZM127 234V235H128ZM244 233H242L243 235ZM117 235V234H116ZM241 235V234H240ZM246 238V237H245ZM188 243L191 244V246L193 248H198L199 250L201 249L200 246H198L196 243H194L191 239L189 238H186ZM170 242V243H169ZM44 243V242H43ZM160 245H163L161 248H160ZM183 250V249H182ZM54 252V250H53ZM53 252H50V253H53ZM92 252V253H91ZM207 252V251H206ZM186 253V252H185ZM210 254V252H207ZM69 254V253H68ZM42 255V254H40ZM47 256V255H46ZM189 255H186V259L188 258ZM211 256H214V254H211ZM77 257V256H76ZM54 258V257H53ZM161 258V257H160ZM179 258V257H178ZM79 259V258H78ZM56 260V259H55ZM78 261V260H76ZM74 261V262H76ZM170 261V260H169ZM59 262V261H58ZM115 262V261H114ZM116 262V263H117ZM62 263V262H61ZM53 264V263H51ZM162 264H172L170 262H167L166 263H162Z\"/></svg>",
	"mask_w": 264,
	"mask_h": 264
}]
</instances>
